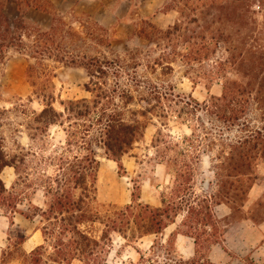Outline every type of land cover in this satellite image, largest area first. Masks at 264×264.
Listing matches in <instances>:
<instances>
[{
    "label": "trees",
    "instance_id": "obj_1",
    "mask_svg": "<svg viewBox=\"0 0 264 264\" xmlns=\"http://www.w3.org/2000/svg\"><path fill=\"white\" fill-rule=\"evenodd\" d=\"M12 2L18 11L14 18L6 10ZM168 7L178 13L174 25L162 30L150 22L149 32L140 29V38L164 52L162 60L180 57L187 63L206 61L221 46L229 55L219 63L221 69L242 61L241 55L237 58L234 54L232 31L239 18L247 25L255 24L246 0H170ZM30 10L49 15L50 24H29L26 17ZM75 24L86 31L76 29ZM86 25L76 18L68 22L51 0H0V64H5L10 54L26 60V78L34 95L43 102V110L35 118L37 123L45 131L53 126L64 127L67 148L76 150L70 162L64 157L59 159L55 176L45 182V208L31 204L20 210V192H9L1 178L5 168L17 169V159H10L5 152V139L0 133V213L14 228L9 246L2 250L1 264L15 260L14 253L18 254L30 238L28 230L15 223V214L37 223L34 231H40L43 238L42 244L24 252L26 264H110L108 257L115 237L135 248L140 240L154 237L148 251L136 248L140 254L137 261L122 264H214L205 252L221 243V224L226 221V217H218L215 208L239 200L245 204L255 183L254 168L264 162V124L252 127L247 115L252 102L258 109L264 107V79L241 84L228 78L226 68L215 71L209 84L222 78L223 92L200 102L174 88L146 82L138 74V63L131 70L121 58L110 59L97 52V47H110L112 39L98 23L88 21ZM251 51L246 50L245 57ZM253 53L251 59L264 61V47ZM49 62L84 69L89 77L85 91L91 98L61 101L64 111L58 112L52 93L56 74ZM198 112L228 123L241 133L235 140L213 135L206 144L205 149L217 143L220 146L214 165L216 194L206 195L210 182L203 186L206 194L195 191V174L203 153L195 131L191 137L178 139L168 132L170 118L189 121ZM154 119L159 126L153 148L159 164H165L174 176L170 191L160 196L161 206L156 207L142 200L141 187L134 180L131 203L103 211L96 188L99 154L115 162L119 175L125 176L123 160L143 140L146 130L156 125ZM262 206L264 201L258 204ZM179 217L182 220L177 224ZM174 224L176 229L164 241L165 231ZM179 235L194 240V256L178 255Z\"/></svg>",
    "mask_w": 264,
    "mask_h": 264
},
{
    "label": "rangeland",
    "instance_id": "obj_2",
    "mask_svg": "<svg viewBox=\"0 0 264 264\" xmlns=\"http://www.w3.org/2000/svg\"><path fill=\"white\" fill-rule=\"evenodd\" d=\"M55 9L66 16L68 22L72 18L80 20L85 28L86 22H96L107 32L111 38L110 47H97V52L106 55L110 59L121 58L132 70L138 63V74L146 82H152L163 88H174L176 92L192 95L200 102H204L210 95H221L223 92V79L209 84L211 74L226 68L228 78L241 84H256L264 79V61L251 59L253 52L264 47V0H246L249 3L252 18L255 24L247 25L244 20L236 19L233 46L237 58L243 57L240 63L220 67V62L228 58L223 47H217L209 60H199L187 63L180 57L171 61L162 60L164 52L160 48L140 38V29L148 30L147 23H156L157 16L163 18V14L170 13L178 17V13L168 7L170 0H51ZM252 2V3H251ZM10 17L17 16V8L12 2L7 6ZM27 22L31 25L46 27L50 24V16L30 10ZM173 18H170L172 21ZM169 19H163L165 25ZM155 25V24H154ZM80 31L86 29L79 28ZM166 30V28H165ZM233 34V33H232ZM156 38V37H155ZM159 41V40H158ZM157 38L155 42H158ZM161 43V41H160ZM252 50L245 57L246 50ZM159 62L160 65L155 64ZM162 64V65H161ZM50 70L55 72L53 79L55 86L52 93L55 97L54 108L63 112L61 101L80 100L91 98L85 91V84L89 77L84 69L66 68L61 64L49 62ZM27 62L24 58L10 54L5 64H0V133L5 139V152L10 159H17V169L7 167L1 174L7 190L11 193L20 192L18 208L26 210L29 205H37L45 208L47 201L44 196V187L48 177H53L58 170V161L61 157L70 162L76 150L71 151L66 146L67 135L64 127L53 126L49 130H42L36 121V116L43 110V102L34 95V89L29 84L25 71ZM247 112L248 120L253 122L252 127H261L264 124V107L258 109L252 102ZM133 108V107H130ZM156 125H151L145 133L143 140L138 143L133 152L123 160L127 170L125 176H120L115 162L107 160L99 154V169L97 172V200L104 205L102 210L119 209L131 203L133 181L136 180L142 191V200L153 206H161L160 196L168 193L174 183V176L167 170L165 164H159L155 157L153 139L157 133L159 122L154 119ZM198 136V145L203 150L201 164L195 174V191L204 195L203 186L211 183V189L206 194H216L218 190L214 173V165L220 151L219 143L212 149L207 148L208 140L212 136L223 137L226 140H235L241 136L237 128L228 123L216 121L213 117L206 116L204 112H198L192 119L180 120L170 118L168 132L173 137L188 138L193 134ZM207 140V141H206ZM197 142V141H196ZM200 142V143H199ZM67 148V149H66ZM205 150V151H204ZM260 163V162H259ZM258 168H254L253 181H260ZM15 189V190H14ZM244 202L239 200L236 204H223L218 211L221 218L226 221L221 224V230L230 233L233 224L242 220L246 215L242 209ZM256 209V207H255ZM258 215L264 212V206L259 207ZM240 212V213H238ZM9 216V215H8ZM182 217L177 219L180 223ZM14 221L26 228L31 239L23 245L16 254V259L9 264H26L24 252L28 253L32 248L43 243L42 235H34L37 225L24 220L19 214H15ZM177 224L170 226L165 231L166 241L176 229ZM228 226V227H225ZM11 227L9 218L0 213V249H6L10 244ZM154 237H146L135 246L141 252L150 249ZM223 242V239L220 240ZM120 237L114 238V243L108 262L110 264H122L128 260L137 261L140 254L134 246H127ZM13 248V247H12ZM176 248L179 256L189 258L194 254V241L192 238L178 237ZM201 252H205L202 249ZM208 255V252H205ZM1 264V261H0Z\"/></svg>",
    "mask_w": 264,
    "mask_h": 264
},
{
    "label": "crops",
    "instance_id": "obj_3",
    "mask_svg": "<svg viewBox=\"0 0 264 264\" xmlns=\"http://www.w3.org/2000/svg\"><path fill=\"white\" fill-rule=\"evenodd\" d=\"M162 17L161 19L157 16L154 17V20H158L154 24L162 30L174 25L177 19L174 14L170 13L163 14ZM170 18H173V20L170 21ZM163 19H169V21L161 26ZM257 168L261 178L260 181L252 185L247 196V201L242 206L246 216L236 224H233L231 232L226 233L223 242L213 245L208 252L207 256L214 264H264V212L259 216L257 210L259 209L258 204L264 201V162H261ZM221 206L215 208L217 215V209ZM39 233L41 234L40 231H37L34 235H38ZM178 237L184 238L186 236L179 235ZM29 240L24 245L28 244ZM190 255L194 256V254ZM1 257L2 250L0 249V261Z\"/></svg>",
    "mask_w": 264,
    "mask_h": 264
}]
</instances>
